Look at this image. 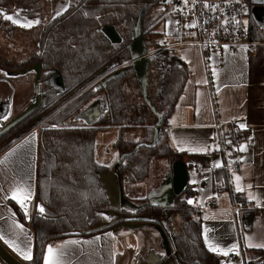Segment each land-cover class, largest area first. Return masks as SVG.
Segmentation results:
<instances>
[{
    "label": "trees",
    "instance_id": "trees-1",
    "mask_svg": "<svg viewBox=\"0 0 264 264\" xmlns=\"http://www.w3.org/2000/svg\"><path fill=\"white\" fill-rule=\"evenodd\" d=\"M51 3L52 0H0V22H5L3 14L16 11L27 19L37 16L47 19L50 8L44 9ZM164 5V0H71L62 16L57 17L53 24L46 21L42 26L38 49L31 58L14 64L0 57V68L21 71L41 62L43 70V106L24 121L28 124L23 128L18 130L24 122L0 138V153H3L32 129L41 126L33 217L28 221L22 209L11 203L20 221L34 233L33 259L24 264H44L47 248L53 241L88 238L103 232L91 230L108 220L106 213L109 211L124 217L109 229L123 224L141 226L145 223L164 234L168 253L160 264H170V258L175 264H221L219 255L209 251L204 243L202 219L199 218L201 212L187 201L192 195L189 186L170 209L150 205L145 198L134 200L137 202L135 210L115 209L111 207L103 182L110 167L101 164L96 156L99 131L115 126H145V140L133 142L119 137L114 144L120 158L131 154L119 165L120 179L129 184L142 183L148 179L153 161L165 158L173 166L185 157V153L172 147L166 136L168 120L184 91L189 70L178 56L163 49V33L155 31L158 17L152 19V12ZM140 17L141 33L150 53L148 97L164 118L159 141L153 147L150 145L154 142L159 118L146 103L137 74L130 64L132 54L129 45ZM4 24H0L4 34L13 35L16 26L9 22L7 30ZM249 28L253 39L255 28L252 22ZM109 30L114 32L115 38L107 33ZM152 48L156 50L152 51ZM108 66L113 72L130 70L97 90L100 79L94 76ZM54 73H58L62 89L51 83ZM128 88H139L136 96L141 97V102L130 103L133 94ZM99 95L105 97L107 111L91 124L73 123L81 120L85 110ZM248 132L241 128L237 133L228 134L235 135L242 142ZM217 173L216 190L230 189L225 167L217 169ZM238 197L240 204L246 206L244 198ZM39 207L45 209L43 214ZM172 216L181 219L183 232L173 230ZM250 253L251 264H264V249Z\"/></svg>",
    "mask_w": 264,
    "mask_h": 264
},
{
    "label": "crops",
    "instance_id": "crops-1",
    "mask_svg": "<svg viewBox=\"0 0 264 264\" xmlns=\"http://www.w3.org/2000/svg\"><path fill=\"white\" fill-rule=\"evenodd\" d=\"M246 1L248 20L255 28V50L249 52L241 48L236 53L225 52L221 57H211L208 62L203 49L198 45L176 48L174 54L188 67L189 77L167 125L174 128L170 139L172 147L185 153L183 162L189 172L188 186L192 192L187 201H193V206L202 209V236L207 249L206 229L208 243L213 246L222 250L235 246L227 256L211 251L219 255L221 264H238L229 257L239 249L232 211L235 201L239 202L238 196L244 198L246 206L256 208V211L245 210L242 213L244 245L249 253L264 249L255 246L264 245V0ZM170 36L175 37V31H164L162 41ZM232 121L239 127L245 125L243 129L249 131L253 146L249 149L246 143L241 144L246 146L242 170L232 172L229 177L230 189L218 191L217 169L223 167L218 123ZM108 130L118 131V136L109 143H98L96 138V156L101 164L110 167L109 171H112L120 160L114 145L120 132L126 141L141 142L146 139L147 128L115 126ZM124 133H128V137L124 138ZM38 140L39 129H36L0 153V236L15 248L30 250L32 259L34 233L20 221L11 203L20 205L10 197L12 190L17 187L24 192L31 191V199L27 201V215L20 207L29 221L36 210ZM191 148L203 151L193 152ZM216 164L221 166L216 167ZM196 167L201 171H197ZM171 174L172 167L164 172L159 182L155 181L156 184L151 185L147 182L129 184L119 177L116 184L125 201L136 203V199L162 194L168 187ZM237 176L240 177L239 181L236 180ZM237 184L242 191L236 190ZM250 195L254 198L249 199ZM212 200L213 207L204 209L205 204ZM17 225H22L23 231ZM4 240H0V243L18 261H32L23 259ZM72 241L76 243L72 244ZM49 246L62 251V264H160L168 253L162 232L146 225L130 227L123 224L88 238L73 237L53 241ZM60 246L64 247L61 249ZM0 264H4L1 259Z\"/></svg>",
    "mask_w": 264,
    "mask_h": 264
},
{
    "label": "built area",
    "instance_id": "built-area-1",
    "mask_svg": "<svg viewBox=\"0 0 264 264\" xmlns=\"http://www.w3.org/2000/svg\"><path fill=\"white\" fill-rule=\"evenodd\" d=\"M166 3L165 18L173 16L176 21V36H170L162 42L163 49L169 53H175L176 48L198 45L203 49L205 59L209 62L211 57H221L225 52L236 53L241 48H246L249 52L255 50L256 42L251 37L246 0H188L187 3L185 0H166ZM205 3L215 6L216 11L211 7H203ZM189 24H195V27H186ZM240 129L233 121L218 123L219 150L223 157V166L230 178L232 172L242 170L244 153L239 150L241 144L246 143L249 149L253 146V139L248 135L240 142L235 135L228 134L237 133ZM173 130L172 126H166V136L169 140ZM196 170L201 171L199 167H196ZM213 205L212 200L203 208L209 209ZM245 210L256 211V208L235 201L232 211L239 249L229 257L238 264H251L249 252L244 245L242 213ZM199 218H202L201 213Z\"/></svg>",
    "mask_w": 264,
    "mask_h": 264
},
{
    "label": "water",
    "instance_id": "water-1",
    "mask_svg": "<svg viewBox=\"0 0 264 264\" xmlns=\"http://www.w3.org/2000/svg\"><path fill=\"white\" fill-rule=\"evenodd\" d=\"M131 54H132V60L130 64L134 68L137 78L140 82V88L143 94V97L146 101V103L149 105L153 113L159 118L158 123L155 127V137L154 142L150 146H156L159 137L160 132L163 127L164 118L163 115L159 114L157 110L155 109L154 105L150 101L148 97V85H149V60L150 53L148 52V48L146 45L145 40L143 39L142 33H141V17L139 19V22L135 28L134 31V38L132 42L129 45ZM37 77L35 82V90H36V98L33 103H31L21 114L16 116L14 119H12L10 122H8L1 130H0V138L5 135L8 131H10L12 128L17 126L20 122L25 120L27 117H29L32 113H34L40 106H41V98L38 95L39 94V82L41 79V63H38L37 65ZM31 70V69H30ZM30 70L23 71V72H13L15 76L17 74L24 75ZM130 68H126L120 71H117L110 76H108L106 79H104L101 84L98 85V87L106 86L109 81L118 78L128 72ZM108 71V69H104L100 76L105 74ZM99 103H96L90 107L89 110L86 111L89 112L91 108L98 107ZM100 106V105H99ZM98 117V115H97ZM139 148V147H138ZM131 154H124L119 162L115 165L114 169L112 171H109L104 177L103 182L105 184V187L108 192V196L110 199L111 207L112 208H125L128 210H135L137 208V205H134L131 207V203L129 201H125L123 199V195H120V187L116 184V179L119 177L118 175V168L120 163L123 161V159L127 156H130ZM189 182V172L187 169L186 164L183 161H179L176 164L172 166V174L171 179L168 184V187L165 189V191L160 194L157 197H154L149 201L150 205H154L157 207H161L164 209H170L176 198L181 196L185 189L188 186ZM130 207L131 209H129ZM107 221L96 226L92 232H100L107 230L113 226H115L117 223L124 220V217L122 215L117 214L114 211H109L106 213ZM137 220H147V219H141L137 218ZM130 227H132V224H126ZM163 239L165 241V245L167 246V242L165 240V236L163 234ZM168 252V249H167ZM0 259L4 264H24L20 261H18L15 257H13L8 250L0 243ZM170 264H175L172 260H170Z\"/></svg>",
    "mask_w": 264,
    "mask_h": 264
},
{
    "label": "rangeland",
    "instance_id": "rangeland-1",
    "mask_svg": "<svg viewBox=\"0 0 264 264\" xmlns=\"http://www.w3.org/2000/svg\"><path fill=\"white\" fill-rule=\"evenodd\" d=\"M70 1L71 0H52L53 3L49 4V6H47L44 10H47L48 8H50L49 15H52L53 12H55V15H57L58 13L65 11L68 8ZM164 4H165L164 6L157 7L152 12V19H155L156 17H158V20L155 23L157 24L155 31L162 32L163 34H164V31L173 32L176 29V21L173 18V16H170L169 18H165L166 5H167L166 0H164ZM247 9L249 10V8ZM17 13H19L18 18L21 22H24L27 20L35 21L34 18L32 19H27L24 17L20 18V15H22L20 11L13 12L12 14H9V15H13L15 17ZM45 13L47 14V12ZM43 21L46 22V21H49V19H43ZM9 22L5 20L4 22L5 24L2 22H0V24H4L5 25L4 27H6L8 30V27L10 26L8 24ZM107 33L111 37L115 38V34L112 30L107 31ZM32 38L33 37H31V33H25V32L22 33L21 31H16L14 32L13 35L8 34V36H6L3 32V29L0 28V57L4 58L5 60L8 59L10 62L14 64L24 63L26 59L28 58V56L31 53H33V49L35 48L33 45ZM162 42L163 41L161 37V44ZM153 50L155 51L156 49L152 48V51ZM3 78H5L8 81L6 83H10L14 86L13 92L14 93L16 92L14 94L15 109H14V114L12 115V116L15 115L14 116L15 118L16 116L19 115L18 113L20 111L25 110L27 105L31 102L32 98H34L33 83L35 81V75L33 73L32 74L26 73L24 74V76L19 75V74L15 76L12 73H8V72L4 73V71L0 69V94L8 90L6 94H7V97H10L12 93L9 92V87H7V85L4 82H2ZM128 91H132V94H133V96L131 94L132 97L130 96L131 97L130 103L141 102L142 100L141 97L136 96L137 92L139 91V88H134V89L128 88ZM33 102H34V99L32 103ZM12 119H10L9 121H11ZM81 122L82 121L80 120L73 121V123H76V124H80ZM127 135L128 133H124V138L128 137ZM117 136H118V131H110V130L101 131L97 135V141L98 143L100 142L109 143V142H112L114 139H116ZM119 137H121V132H120ZM171 167H172L171 164L165 158L153 161L151 164L150 175L148 179L144 182H147V184H150V185L156 184L155 181L159 182L162 179L164 172L167 171ZM130 205L132 207L136 205V203L132 202ZM128 208L131 209L130 207ZM142 225L148 226L145 223ZM171 226L175 232H178V233L183 232L184 226H183L181 219L178 216H172ZM249 257L252 258L251 253H249ZM170 260L172 259L170 258Z\"/></svg>",
    "mask_w": 264,
    "mask_h": 264
},
{
    "label": "flooded vegetation",
    "instance_id": "flooded-vegetation-1",
    "mask_svg": "<svg viewBox=\"0 0 264 264\" xmlns=\"http://www.w3.org/2000/svg\"><path fill=\"white\" fill-rule=\"evenodd\" d=\"M66 11V10H65ZM65 11H62V12H60V13H58L57 15H55V12H53L52 13V15H48V16H46L47 17V19H49V21H47V24H53V22H54V20L57 18V17H60V16H62L64 13H65ZM21 17H24V16H22V15H20V18ZM25 18V17H24ZM43 17L41 16H37V17H35L34 18V20H39L40 21V23L39 24H34L31 28H22V27H20V26H18V25H15L16 27H15V30H13L14 32H16V31H21L22 33L23 32H25V33H29V31L28 30H31L30 32L31 33H33V38H32V41H33V45H34V49H33V53H31L29 56H28V58L26 59V61L29 59V58H31V56L32 55H34V53H35V51H37V45H38V42H39V35H40V33L42 32V26H44V25H46V23L43 21ZM34 57H36V56H33V58ZM32 58V59H33ZM31 59V60H32ZM39 63H41V62H39ZM37 65H38V63L37 64H34V65H31V66H28V67H26V68H24L23 70H21V71H10V70H8V69H6V68H0L2 71H4V73L5 72H8V73H13V72H23V71H27V70H30L29 72H27V74L28 73H33L34 75H35V81H34V83H33V93H34V98H32V100H31V102L27 105V107L32 103V101H33V99L35 100V98H36V90H35V82H36V77H37ZM104 69H108V71L105 73V74H103V75H101L100 76V73L104 70ZM102 71H100V72H98V73H96L95 74V78H98L99 77V81L97 82V85H96V89L98 90V89H100L101 87H98V85L99 84H101V82L104 80V79H106L108 76H110L111 74H113V73H115V72H113V71H111L110 69H111V66H108V67H106V68H104ZM42 64H41V78H42ZM24 76V75H23ZM3 79H4V81H3ZM2 79V82H4L6 85H7V87H9V92H11L12 93V95L10 96V97H12V98H10V97H7V91L6 92H2L1 94H0V130L8 123V122H10L9 120L10 119H12V118H14V116H12L13 114H14V109H15V103H14V94L16 93H14L13 92V90H14V86L12 85V84H10V83H6V82H8L5 78H3ZM51 83L52 84H54L56 87H59V88H63V86H62V83H61V81H60V77H59V75H58V73H54L53 75H52V77H51ZM39 96H40V98H41V106L36 110V111H38L39 109H41V107L43 106V94H42V87H41V79H40V82H39V94H38ZM96 103H99V105H98V107H93V108H91V110L89 111V112H87L86 113V111L87 110H89L90 109V107L92 106V105H94V104H96ZM106 105H107V103H106V100H105V97L102 95V96H98V98L90 105V107H88L86 110H85V112L83 113V115H82V118H81V120L80 121H82L81 122V124H83V125H88V124H91V123H93L94 121H96L98 118H100L106 111H107V107H106ZM26 107V108H27ZM25 108V109H26ZM24 110H22V111H20L18 114H21L22 112H23ZM35 111V112H36ZM34 112V113H35ZM34 113H32L31 115H33ZM30 115V116H31ZM97 115H98V117H97ZM29 116V117H30ZM29 117H27L25 120H27ZM25 120H23L22 122H24ZM22 122H20L17 126H15L14 128H16V127H18ZM28 124V122H24L21 126H19L18 127V130L20 129V128H23V126H25V125H27ZM14 128H12L11 130H13ZM41 128V126H38V127H36V128H34V129H32L31 131H34V130H36V129H40ZM10 130V131H11ZM18 130H16L15 129V132H18ZM10 131H8V132H10ZM30 131V132H31ZM7 132V133H8ZM14 132V133H15ZM29 132V133H30ZM6 133V134H7ZM5 134V135H6ZM28 134V133H27ZM26 134V135H27ZM25 135V136H26ZM4 136V135H3ZM2 136V137H3ZM1 137V138H2ZM23 138V137H22ZM154 197H147V198H145L148 202L151 200V199H153ZM137 203V202H136Z\"/></svg>",
    "mask_w": 264,
    "mask_h": 264
},
{
    "label": "snow or ice",
    "instance_id": "snow-or-ice-1",
    "mask_svg": "<svg viewBox=\"0 0 264 264\" xmlns=\"http://www.w3.org/2000/svg\"><path fill=\"white\" fill-rule=\"evenodd\" d=\"M185 2L187 3L188 0H185ZM203 7L205 8H212L213 11H216V7L215 6H211L207 3H205L203 5ZM85 15H87V13H85ZM19 13L16 14V16L14 17L13 15H7V14H3V19L6 20V21H10L12 22L13 24L15 25H18L22 28H31L34 24H39L40 21L39 20H35V21H32V20H27V21H24V22H21L19 20ZM239 23V22H237ZM186 27H195V24H189V25H186ZM215 75V73H214ZM245 125L241 124L240 125V128H244ZM181 150H184V149H181ZM240 151H245L246 150V146L242 145L239 149ZM190 151H193V152H196V151H203V149H197V148H191ZM216 167H220L221 165L220 164H216L215 165ZM240 177H236V180L239 181ZM250 187V186H249ZM237 191H242L243 189L239 186V184H237ZM21 193H23L21 195ZM31 196H32V193L31 191H27V192H24V190L22 188H15L12 190V194H11V199L14 200L17 204L20 205V207L24 210L25 212V215H27V201H29L31 199ZM5 198H8V197H5ZM254 197H252L251 195L249 196V199H253ZM189 204H192L193 201L189 200L188 201ZM39 212L41 214H43L45 212V209L43 207H39ZM21 231H23V226L22 225H17ZM207 229L205 230V242L206 244H208V248H209V251H212V252H216L217 254H223L224 256H227L229 254L230 251H233L235 249V246H233L232 249H228V250H222V249H219L215 246H213L211 243H208V237H207ZM0 240H4V237L3 236H0ZM4 242L6 244H9V247H13L15 250H17L20 255L23 257V259L25 260H31L32 259V255H31V251L28 250V251H23V250H20L18 248H15V246L13 244H11L8 240H4ZM72 244H75L76 241H72L71 242ZM249 246H252V245H249ZM256 247H264V245H255ZM61 249L64 247V246H60ZM238 254V253H237ZM61 255H62V251L61 250H58V249H54L52 246H49L47 248V254L44 256V264H62V261H61Z\"/></svg>",
    "mask_w": 264,
    "mask_h": 264
}]
</instances>
